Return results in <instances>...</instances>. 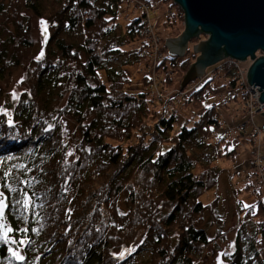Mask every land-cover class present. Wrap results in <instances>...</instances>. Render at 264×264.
Segmentation results:
<instances>
[{"label":"trees","instance_id":"1","mask_svg":"<svg viewBox=\"0 0 264 264\" xmlns=\"http://www.w3.org/2000/svg\"><path fill=\"white\" fill-rule=\"evenodd\" d=\"M122 2L0 0L4 88L30 59L31 17L44 21L47 31L43 55L28 62L25 92L10 117L0 115V193L7 202L0 264H127L143 250L147 264H196L210 245L197 224L207 214L221 225L218 200H199L217 186L211 165L226 155L207 143L222 120L215 105L205 107L210 84L186 86L183 102L196 118L177 132L175 115H162L166 100L157 110L148 93L125 91L131 80L122 68L145 58L148 46L143 13L116 34ZM164 21L178 37L180 8ZM190 54L179 63L183 74ZM114 60L121 65L113 67ZM214 68L224 72V86L235 88L239 81L248 100L239 66L225 60ZM168 98L177 101L174 93ZM63 118L79 131L71 158ZM193 152L202 153L198 173ZM240 215L224 264H264V205L241 206Z\"/></svg>","mask_w":264,"mask_h":264},{"label":"rangeland","instance_id":"2","mask_svg":"<svg viewBox=\"0 0 264 264\" xmlns=\"http://www.w3.org/2000/svg\"><path fill=\"white\" fill-rule=\"evenodd\" d=\"M170 6L178 7L173 0H123L117 9L118 27L116 34L119 36L124 34L126 24L141 15V13L147 17L144 40L148 47L144 50L145 58L139 63L122 68L131 80V84L125 87V91L148 93V99L150 97L157 110L162 109L160 107L161 102L166 100L162 115L167 117L175 115L176 121L173 128L174 132H177L184 125L190 126L191 120H195L196 117L194 118L190 107L183 102L187 94L183 96L182 94L188 93L190 91L189 87L179 91L180 83L185 75L182 73L179 63L182 58L186 57V54L182 58H175L177 59L176 62L168 59L170 55L168 48L165 46V39L177 37L175 36L176 31L172 27L166 26V28L164 25L165 15L174 11V8ZM28 16L30 17L29 14ZM45 29V23L42 25L41 20L31 17L34 43L29 61L41 58V52L43 53L47 38ZM179 30L181 33L183 32L184 23L179 26ZM202 37L205 38L204 40L200 38L202 42L207 40V36ZM200 39L193 38L189 43L191 52L189 60L192 64L195 62L194 56H196L193 54L192 49L200 42ZM256 56L260 57L261 54L257 53ZM29 61H26L23 68L19 69L14 75L9 88L0 85V115L10 117L12 108L20 100L21 94L25 92L23 81ZM121 62L122 60H114L111 65L117 68L121 65ZM251 63L249 59L245 62L235 61L234 65L239 66L237 68L238 76L245 79ZM214 67L216 66L208 67L193 84L198 87L206 83L210 84L211 91L209 90L205 107L215 105L219 119H222L216 136L207 141L213 149L215 147L220 148L223 150L222 153L226 154L224 157L216 159L211 165L215 168V171H218V184L215 188L207 190L199 199L205 205L217 199V210L221 215L222 222L220 226L213 225L212 219L206 214L203 215L202 222L197 224V228L204 229L208 234L210 245L204 250L203 255L196 264H224V258L233 250L236 231L241 223V206L248 207L257 201L264 205V185L260 184L264 179V163L257 167L258 155L256 156L253 152L254 150L259 151V146H262L260 156L264 155V143L258 145V136L261 140L264 138V117L260 114L251 117L243 106L244 90L240 86V82H236L235 88L224 86V72H217ZM212 70H214L213 73ZM242 71L244 74H242ZM251 87L253 88V86ZM158 93L163 95H159L160 98H158ZM173 93L176 94L177 101L168 98L172 97ZM246 122H249V124L244 125ZM60 124L68 147V155L71 158L74 154L73 149L79 140V131L68 118L61 119ZM240 125L242 128L239 127ZM258 130L260 131L256 133ZM220 139L223 140L222 143L219 142ZM252 139L254 140L251 142ZM201 154L200 152H193L191 155L196 161V173L200 172L203 166L202 161H200ZM148 258V251L143 250L135 254L127 264H147Z\"/></svg>","mask_w":264,"mask_h":264},{"label":"water","instance_id":"3","mask_svg":"<svg viewBox=\"0 0 264 264\" xmlns=\"http://www.w3.org/2000/svg\"><path fill=\"white\" fill-rule=\"evenodd\" d=\"M183 13L184 30L165 39L172 58H182L193 38L207 36L193 46L195 62L180 83L179 91L203 75L208 67L230 59L252 63L246 73L249 86L258 88V102L264 104V0H173ZM261 56L257 57L256 54ZM264 117V113H261ZM6 204L3 217L5 232Z\"/></svg>","mask_w":264,"mask_h":264},{"label":"built area","instance_id":"4","mask_svg":"<svg viewBox=\"0 0 264 264\" xmlns=\"http://www.w3.org/2000/svg\"><path fill=\"white\" fill-rule=\"evenodd\" d=\"M242 74H244L243 71H242ZM247 92L250 96L248 99L249 102L246 103V105H245V109L247 110V112H249V114H251V115H253L254 113L264 112V110H262V108L259 107V104L257 103V101L254 100L257 98V96H256V94H255V92L251 86L247 88ZM263 163H264V155L258 156L257 167H260ZM260 184L264 185V179H263V182Z\"/></svg>","mask_w":264,"mask_h":264},{"label":"snow or ice","instance_id":"5","mask_svg":"<svg viewBox=\"0 0 264 264\" xmlns=\"http://www.w3.org/2000/svg\"><path fill=\"white\" fill-rule=\"evenodd\" d=\"M44 23H45L44 21H41L42 25ZM45 31H46V29H45ZM41 55H43L42 52H41ZM9 123L11 124V120H9ZM5 208H6V204L4 202L3 193H0V231H2L4 228V224L2 221H3V217H4V213H5ZM8 231L10 232L12 230L8 229ZM21 243H23V242L21 241ZM13 255L17 256L18 260L21 262L24 260V257L22 255H18L16 252H13Z\"/></svg>","mask_w":264,"mask_h":264},{"label":"bare ground","instance_id":"6","mask_svg":"<svg viewBox=\"0 0 264 264\" xmlns=\"http://www.w3.org/2000/svg\"><path fill=\"white\" fill-rule=\"evenodd\" d=\"M202 36H203V35H200L199 38L202 37ZM188 49H189V48H188ZM188 49H187V51L185 52V54L189 51ZM220 63H222V61H221ZM220 63H219V64H220ZM219 64H216L215 66H217V65H219ZM245 82H246V83H245V84H246V87H247V88L250 87V86L248 85L247 81H245ZM253 90H254L256 96L258 97V93H260V92L258 91L259 89L256 88L255 86H253ZM254 100L257 101V103L259 104V107L262 108V110H264V104L259 103L257 98L254 99ZM248 102H249L248 100H245L243 106L245 107L246 103H248ZM260 113H264V112H260ZM247 124H249V122L244 123V125H247ZM251 125H252V122H251ZM239 127H240V126H239ZM241 128H242V127H241Z\"/></svg>","mask_w":264,"mask_h":264}]
</instances>
